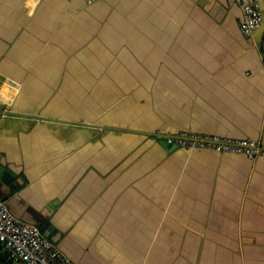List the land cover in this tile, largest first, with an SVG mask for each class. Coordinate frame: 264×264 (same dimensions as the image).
<instances>
[{"label":"crops","instance_id":"obj_1","mask_svg":"<svg viewBox=\"0 0 264 264\" xmlns=\"http://www.w3.org/2000/svg\"><path fill=\"white\" fill-rule=\"evenodd\" d=\"M241 21L234 0H0V110L45 118L0 116L10 212L77 264H264V157L157 137L264 144V26L256 50Z\"/></svg>","mask_w":264,"mask_h":264},{"label":"built area","instance_id":"obj_2","mask_svg":"<svg viewBox=\"0 0 264 264\" xmlns=\"http://www.w3.org/2000/svg\"><path fill=\"white\" fill-rule=\"evenodd\" d=\"M234 2L242 13L240 23L242 34L252 42V47L258 50L255 36L264 26L261 2L260 0H234ZM13 84L20 87L17 82L0 74V94L7 85L11 88ZM0 102L3 105L8 104L1 99ZM165 141L175 148L190 151L209 149L222 154H242L250 160L264 157V144L250 139L234 140L210 134L183 132L168 136ZM0 246L1 254L6 258V264H77L62 252L38 226L15 217L2 199H0Z\"/></svg>","mask_w":264,"mask_h":264},{"label":"water","instance_id":"obj_3","mask_svg":"<svg viewBox=\"0 0 264 264\" xmlns=\"http://www.w3.org/2000/svg\"><path fill=\"white\" fill-rule=\"evenodd\" d=\"M262 30V29H261ZM260 30V31H261ZM0 116H6V117H25V118H31V119H37V120H45V118H41L39 116H28V115H24V114H19L10 110H0ZM157 137L162 139V145L166 148H175L169 144H167V142L165 141L166 136H162V135H157ZM1 167V164H0ZM1 171V170H0ZM43 233L48 237V232L45 230H42ZM51 239V238H49ZM52 240V239H51Z\"/></svg>","mask_w":264,"mask_h":264},{"label":"trees","instance_id":"obj_4","mask_svg":"<svg viewBox=\"0 0 264 264\" xmlns=\"http://www.w3.org/2000/svg\"><path fill=\"white\" fill-rule=\"evenodd\" d=\"M5 261L6 258L1 254V246H0V264H6Z\"/></svg>","mask_w":264,"mask_h":264},{"label":"rangeland","instance_id":"obj_5","mask_svg":"<svg viewBox=\"0 0 264 264\" xmlns=\"http://www.w3.org/2000/svg\"><path fill=\"white\" fill-rule=\"evenodd\" d=\"M2 108H4V107H2Z\"/></svg>","mask_w":264,"mask_h":264}]
</instances>
